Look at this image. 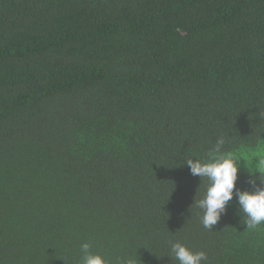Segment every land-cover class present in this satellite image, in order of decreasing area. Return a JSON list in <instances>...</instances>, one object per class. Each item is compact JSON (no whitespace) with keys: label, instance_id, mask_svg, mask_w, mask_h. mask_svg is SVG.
I'll return each instance as SVG.
<instances>
[{"label":"trees","instance_id":"trees-1","mask_svg":"<svg viewBox=\"0 0 264 264\" xmlns=\"http://www.w3.org/2000/svg\"><path fill=\"white\" fill-rule=\"evenodd\" d=\"M221 135L252 190L264 0H0V264H80L85 242L111 264H178L177 240L206 264H264L235 195L212 230L194 203L206 180L185 160Z\"/></svg>","mask_w":264,"mask_h":264},{"label":"clouds","instance_id":"clouds-1","mask_svg":"<svg viewBox=\"0 0 264 264\" xmlns=\"http://www.w3.org/2000/svg\"><path fill=\"white\" fill-rule=\"evenodd\" d=\"M226 138L217 137L215 146L210 150L207 158H189L185 160L191 175L206 180L205 190L199 200H194L196 207L202 212L200 217L204 228L212 230L218 223L221 215L227 211V206L234 195L243 213L247 228L254 229L264 225V156L257 157V165L251 167L245 161L249 173V183L252 190H241L236 186L241 159L237 153L225 152ZM256 172L259 176H256ZM257 180L259 184H257ZM90 243L81 245L80 264H111L104 255L90 251ZM178 264H206L207 254L203 250H193L179 240L170 245V254L167 255ZM127 264H132L128 261Z\"/></svg>","mask_w":264,"mask_h":264}]
</instances>
